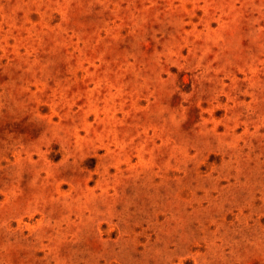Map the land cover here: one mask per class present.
Segmentation results:
<instances>
[{"label":"rangeland","instance_id":"374dc122","mask_svg":"<svg viewBox=\"0 0 264 264\" xmlns=\"http://www.w3.org/2000/svg\"><path fill=\"white\" fill-rule=\"evenodd\" d=\"M0 264H264V0H0Z\"/></svg>","mask_w":264,"mask_h":264}]
</instances>
